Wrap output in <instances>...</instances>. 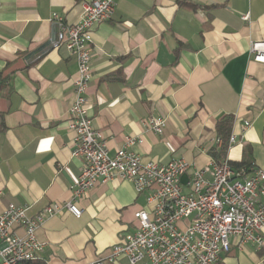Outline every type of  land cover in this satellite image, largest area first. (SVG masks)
I'll return each mask as SVG.
<instances>
[{"label":"crops","instance_id":"0c3cea01","mask_svg":"<svg viewBox=\"0 0 264 264\" xmlns=\"http://www.w3.org/2000/svg\"><path fill=\"white\" fill-rule=\"evenodd\" d=\"M89 1L0 0V213L14 203L34 215L71 197L81 168L67 126L77 65L50 45V17L76 23ZM92 31L87 108L110 155L139 136L131 149L142 159L183 157L209 178L215 124L232 115L236 139L225 156L264 166V64L249 53L264 40V0H116ZM151 116L165 119L162 133L143 125ZM146 196L125 180L95 186L79 199L80 216L63 210L36 230L45 246L34 264H91L135 229ZM230 241L216 264H264V239L259 249Z\"/></svg>","mask_w":264,"mask_h":264},{"label":"built area","instance_id":"2783aa9c","mask_svg":"<svg viewBox=\"0 0 264 264\" xmlns=\"http://www.w3.org/2000/svg\"><path fill=\"white\" fill-rule=\"evenodd\" d=\"M115 9L116 0H92L82 4L76 23H67L56 12L50 17L56 28L50 45L64 46L77 65L67 126L74 132L71 156L81 160L80 173L67 201L50 203L34 215L28 214L29 206L9 203L5 207L0 213V264H34L45 246L36 237L45 219L63 210L80 216L79 199L95 186L114 179L129 181L136 193L146 191L147 207L134 213L138 222L135 229L91 264H113L120 256L129 264H216L230 251L231 238L239 247L252 244L261 248L264 166H233L226 156L211 158L208 178L203 169L183 157H173L166 163L142 159L131 149L142 138L132 135L109 154L105 137L93 125L86 90L91 78L92 29L109 21ZM249 53L254 62L264 64V40L251 41ZM142 123L159 134L165 119L151 116ZM249 125L246 121L244 128ZM235 139L230 133L227 149ZM221 142L216 136L210 149H218ZM190 168L189 178L182 183L181 176Z\"/></svg>","mask_w":264,"mask_h":264},{"label":"trees","instance_id":"16d2710c","mask_svg":"<svg viewBox=\"0 0 264 264\" xmlns=\"http://www.w3.org/2000/svg\"><path fill=\"white\" fill-rule=\"evenodd\" d=\"M232 122H233L232 115H224L216 122L215 124L216 136L220 137L222 142L218 149L216 150L210 149L208 151V154L211 156V158L215 160H219L220 158L225 156L227 152L228 137L231 133Z\"/></svg>","mask_w":264,"mask_h":264}]
</instances>
